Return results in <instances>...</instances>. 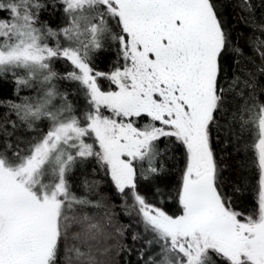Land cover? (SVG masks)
Returning a JSON list of instances; mask_svg holds the SVG:
<instances>
[{"label":"snow or ice","instance_id":"obj_1","mask_svg":"<svg viewBox=\"0 0 264 264\" xmlns=\"http://www.w3.org/2000/svg\"><path fill=\"white\" fill-rule=\"evenodd\" d=\"M241 8L243 46L224 0H0V264H264V0ZM88 165L127 223L97 181L77 191Z\"/></svg>","mask_w":264,"mask_h":264},{"label":"trees","instance_id":"obj_2","mask_svg":"<svg viewBox=\"0 0 264 264\" xmlns=\"http://www.w3.org/2000/svg\"><path fill=\"white\" fill-rule=\"evenodd\" d=\"M224 2L227 4V14L225 19L230 23L234 37L238 38L239 44L243 46L246 38L251 34L250 27L245 22L249 18L241 8V0H224ZM256 2L258 3V0H256ZM42 18L49 19L46 13L42 15ZM58 22V17L52 19L51 26L55 27ZM262 22H264V10L258 11L255 17V23L259 24ZM245 51L247 52L248 49L246 48ZM113 58L114 57L110 52L100 54L96 62L98 70L106 71ZM258 62L259 61H257V63ZM249 67H251V65H249ZM57 69L63 71L64 66L62 64H58ZM12 89L13 85L11 83H0V98L11 97L13 94ZM78 103L83 106L84 101L79 99ZM175 154L176 153L174 152V155ZM225 162L228 165V171L225 178L228 181L227 191L229 195H233V199L236 201L238 208L250 210L254 205L256 197L255 189L258 184V175L256 170L247 162V157L243 153L237 154L233 151L230 156L226 157ZM102 176L103 173L94 172L91 165L77 170L74 177L77 191L82 190L80 188V182L82 180L87 179L88 181H97L99 187L96 191L98 192L99 197L102 198L105 204L113 208L118 213V221L127 223L128 217L121 214L123 210L121 208L120 196L115 192L113 186L107 181V179H101ZM168 182L174 183L175 177H169ZM234 186H238L240 188L238 193L233 194ZM149 187L150 185L142 182L141 191L147 192ZM169 204L171 207L168 210L175 211L176 205L171 200H169ZM117 259L120 261V264H124L123 258L118 257ZM131 259L133 264H135V255H133Z\"/></svg>","mask_w":264,"mask_h":264}]
</instances>
